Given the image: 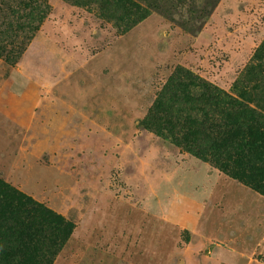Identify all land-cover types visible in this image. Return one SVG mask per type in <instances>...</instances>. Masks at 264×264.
<instances>
[{
  "label": "rangeland",
  "instance_id": "obj_1",
  "mask_svg": "<svg viewBox=\"0 0 264 264\" xmlns=\"http://www.w3.org/2000/svg\"><path fill=\"white\" fill-rule=\"evenodd\" d=\"M187 72L264 110V0H0V182L63 220L44 264H264V144L146 125Z\"/></svg>",
  "mask_w": 264,
  "mask_h": 264
},
{
  "label": "trees",
  "instance_id": "obj_2",
  "mask_svg": "<svg viewBox=\"0 0 264 264\" xmlns=\"http://www.w3.org/2000/svg\"><path fill=\"white\" fill-rule=\"evenodd\" d=\"M165 90L146 125L175 144H187L194 152L211 150L203 145L221 141L237 151H255L264 144L263 107L252 102L253 92L242 85L227 92L187 72ZM192 97L196 105H186ZM162 114L174 120L166 117L164 123ZM255 126L262 130L254 137ZM61 223L43 205L0 182V264H44L46 256L52 259L58 245V229L52 226Z\"/></svg>",
  "mask_w": 264,
  "mask_h": 264
}]
</instances>
